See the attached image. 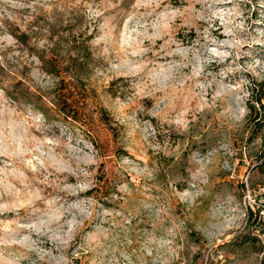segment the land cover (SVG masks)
Listing matches in <instances>:
<instances>
[{"label":"rangeland","instance_id":"1","mask_svg":"<svg viewBox=\"0 0 264 264\" xmlns=\"http://www.w3.org/2000/svg\"><path fill=\"white\" fill-rule=\"evenodd\" d=\"M262 80L264 0H0V264H264Z\"/></svg>","mask_w":264,"mask_h":264},{"label":"trees","instance_id":"2","mask_svg":"<svg viewBox=\"0 0 264 264\" xmlns=\"http://www.w3.org/2000/svg\"><path fill=\"white\" fill-rule=\"evenodd\" d=\"M248 116L247 126L251 131L250 141L261 139L262 148L257 153L255 164L253 167V176L249 179L250 190H256L257 178L262 180L264 186V80L260 82L253 81L250 87V97L247 103ZM245 188V185H242ZM261 213L263 215L261 216ZM249 215L253 216V211L250 209ZM258 223L260 224L259 232L264 236V205L258 210Z\"/></svg>","mask_w":264,"mask_h":264}]
</instances>
